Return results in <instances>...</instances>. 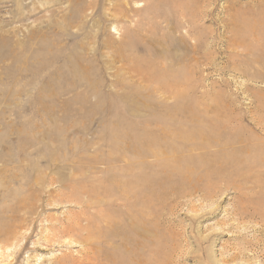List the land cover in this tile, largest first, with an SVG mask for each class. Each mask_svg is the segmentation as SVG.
<instances>
[{"label": "rangeland", "instance_id": "obj_1", "mask_svg": "<svg viewBox=\"0 0 264 264\" xmlns=\"http://www.w3.org/2000/svg\"><path fill=\"white\" fill-rule=\"evenodd\" d=\"M142 168L171 264H264V0H0V264H84L50 226Z\"/></svg>", "mask_w": 264, "mask_h": 264}, {"label": "bare ground", "instance_id": "obj_2", "mask_svg": "<svg viewBox=\"0 0 264 264\" xmlns=\"http://www.w3.org/2000/svg\"><path fill=\"white\" fill-rule=\"evenodd\" d=\"M144 170L145 169L142 168L140 171H138V173H132V177H128L127 179L129 182L131 181V183L137 182L141 187L139 190L140 195L137 200H134V197L130 196L126 198L122 204H116L110 199L108 203H104L102 207L98 209L92 208V203L90 202H77L74 207L68 205V209H77L79 215H68L63 217L59 222L53 223L50 226V230L47 231V234L44 236L45 244H62L64 246H71L72 242H66V236L76 237L77 239L82 240L83 246L85 248L82 252L85 261L84 264H171L172 254H170V251L166 257L163 254L168 252L167 244L169 241H172V237L163 234L161 231H156V229L159 227V222L154 218H150L148 215V202H151L149 199H147L149 193L147 198L145 195V184L147 180ZM223 170V168L220 170H215L206 176L205 179H217L219 177H224V182H226L227 180L231 179L229 178L231 175L225 176L222 174ZM228 171L229 174L234 175L237 174L239 170L231 168ZM194 174L196 176L194 179L195 186H200L202 180L198 175H196V170L194 171ZM88 179V177L85 178L84 182L70 181L74 183V186H70V184L65 185L64 188L72 187L77 189L78 192L81 188H88L90 193H92L93 187L96 186L98 192L103 193L104 196L107 194L104 192L113 188V184L109 183L111 181L110 179H105V181L99 186L97 185V182H95L96 180L93 181V183H89ZM219 192L221 195L226 192V189L219 188ZM60 203L61 201L53 200L49 204L56 206ZM64 204H66V201H64ZM77 205L79 206L76 207ZM136 206L140 207L142 211L140 216L135 218L130 216L128 211H130L132 208H135ZM4 211L5 212L2 215L7 214L6 209H4ZM152 211L154 212V209H152ZM80 214L83 216L87 215L89 217L83 218ZM33 231L34 227L31 229V232ZM31 234L32 233H30L28 236L24 235L22 239L25 240L30 238ZM14 236L15 235L10 232L0 235V241L5 242V244L0 243V258L5 257V251L8 249V243L6 242ZM23 248L24 245L22 246V249ZM235 251H239V249L235 248L233 249V252H227L225 260L233 261L237 256ZM152 257L155 258L154 261H148L147 258ZM56 264L70 263L67 261L66 256L63 255Z\"/></svg>", "mask_w": 264, "mask_h": 264}]
</instances>
